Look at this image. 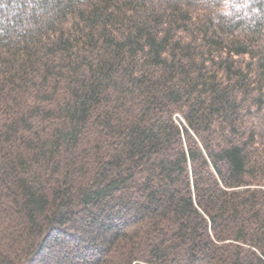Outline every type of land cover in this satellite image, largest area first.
I'll return each mask as SVG.
<instances>
[{
  "label": "trees",
  "instance_id": "16d2710c",
  "mask_svg": "<svg viewBox=\"0 0 264 264\" xmlns=\"http://www.w3.org/2000/svg\"><path fill=\"white\" fill-rule=\"evenodd\" d=\"M0 264H264V0H0Z\"/></svg>",
  "mask_w": 264,
  "mask_h": 264
},
{
  "label": "rangeland",
  "instance_id": "374dc122",
  "mask_svg": "<svg viewBox=\"0 0 264 264\" xmlns=\"http://www.w3.org/2000/svg\"><path fill=\"white\" fill-rule=\"evenodd\" d=\"M174 116H176V119H179V116H180V115L178 116V114L175 113ZM180 118H181V117H180Z\"/></svg>",
  "mask_w": 264,
  "mask_h": 264
}]
</instances>
